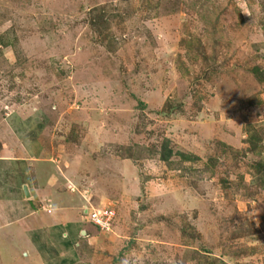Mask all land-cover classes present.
<instances>
[{
    "label": "rangeland",
    "instance_id": "obj_1",
    "mask_svg": "<svg viewBox=\"0 0 264 264\" xmlns=\"http://www.w3.org/2000/svg\"><path fill=\"white\" fill-rule=\"evenodd\" d=\"M254 67L264 0H0V132L8 114L42 116L54 170L116 212L109 232L85 222L78 264H264ZM163 139L181 166L142 149ZM3 247L0 264H33Z\"/></svg>",
    "mask_w": 264,
    "mask_h": 264
},
{
    "label": "crops",
    "instance_id": "obj_2",
    "mask_svg": "<svg viewBox=\"0 0 264 264\" xmlns=\"http://www.w3.org/2000/svg\"><path fill=\"white\" fill-rule=\"evenodd\" d=\"M16 114L7 115L9 122L0 132L2 249L10 251L12 242L33 264H78L81 244L91 242L90 226L81 215L83 199L44 155L46 120Z\"/></svg>",
    "mask_w": 264,
    "mask_h": 264
},
{
    "label": "trees",
    "instance_id": "obj_3",
    "mask_svg": "<svg viewBox=\"0 0 264 264\" xmlns=\"http://www.w3.org/2000/svg\"><path fill=\"white\" fill-rule=\"evenodd\" d=\"M253 72L255 73V76L257 79H259L260 81L264 80V72L260 71L258 67H254ZM255 138L257 140H255ZM249 144H250V148L254 149L256 148V144L258 142V138L255 136V134H250L249 136ZM253 144V145H252ZM161 148L160 149H153V150H148L144 147H142L143 150L149 151L151 154H158L159 158L161 161H163L167 166L169 167H173V166H177L178 164H175V162H173L171 160V156L173 155V150L170 148L169 146V140L168 139H163V142L161 143ZM126 150V156L129 158H134L136 159V154H137V150H133L131 146H126L123 147ZM229 148V147H226ZM179 156H180V163L187 161L190 162L192 160H197V157L193 156L192 154H185V153H181L178 152ZM181 166V165H178ZM256 167L262 169L263 166L260 163H257L255 165ZM212 264H215V262H213Z\"/></svg>",
    "mask_w": 264,
    "mask_h": 264
},
{
    "label": "built area",
    "instance_id": "obj_4",
    "mask_svg": "<svg viewBox=\"0 0 264 264\" xmlns=\"http://www.w3.org/2000/svg\"><path fill=\"white\" fill-rule=\"evenodd\" d=\"M83 215L87 222L91 223L101 232H109L113 228L116 212L111 206L83 207Z\"/></svg>",
    "mask_w": 264,
    "mask_h": 264
},
{
    "label": "water",
    "instance_id": "obj_5",
    "mask_svg": "<svg viewBox=\"0 0 264 264\" xmlns=\"http://www.w3.org/2000/svg\"><path fill=\"white\" fill-rule=\"evenodd\" d=\"M24 192H25L26 195L28 194V193H27V188H26V187H24Z\"/></svg>",
    "mask_w": 264,
    "mask_h": 264
}]
</instances>
